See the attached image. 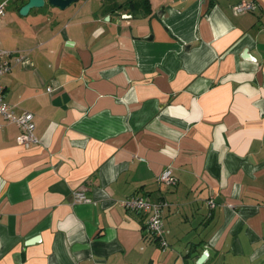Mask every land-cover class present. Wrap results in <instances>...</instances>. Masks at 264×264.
<instances>
[{
	"label": "crops",
	"instance_id": "1",
	"mask_svg": "<svg viewBox=\"0 0 264 264\" xmlns=\"http://www.w3.org/2000/svg\"><path fill=\"white\" fill-rule=\"evenodd\" d=\"M108 1L0 18L39 141L0 116V264H264V0ZM133 196L169 204L165 249Z\"/></svg>",
	"mask_w": 264,
	"mask_h": 264
},
{
	"label": "built area",
	"instance_id": "2",
	"mask_svg": "<svg viewBox=\"0 0 264 264\" xmlns=\"http://www.w3.org/2000/svg\"><path fill=\"white\" fill-rule=\"evenodd\" d=\"M10 0H4L0 4V18L5 15L6 8ZM255 9V3L250 0H243L241 3L233 7L235 15H245L251 13ZM122 20L132 19V15L122 14ZM15 61L17 64L26 65L28 59L20 51H6L0 49V116L6 121L14 123L21 131L19 136V144L25 148H30L32 145L38 144V139L35 135L36 124L34 114L24 112L17 114L13 107L6 101L5 87L2 84V78L8 74ZM48 92H52L48 88ZM160 184L174 187L178 184V179L174 175L172 167L166 168L159 176ZM74 203H91V199L84 191L74 193ZM210 207L215 208V203L210 201ZM169 204L165 200L153 201L148 197L133 196L122 201V207L128 211L146 216L145 232L147 236L156 241L163 249L168 247L166 241V230L164 224V212Z\"/></svg>",
	"mask_w": 264,
	"mask_h": 264
},
{
	"label": "rangeland",
	"instance_id": "3",
	"mask_svg": "<svg viewBox=\"0 0 264 264\" xmlns=\"http://www.w3.org/2000/svg\"><path fill=\"white\" fill-rule=\"evenodd\" d=\"M4 0H0V4L1 2H3ZM24 1H28V0H24ZM119 3H125L127 0H116ZM106 0H79L77 3H74L72 6H70V8L68 9H75V8H82V7H87L90 11L92 12H101L102 11V6L104 4H106ZM22 5V0H10L8 3V6L6 8L5 14L6 15H16L19 19H26L28 17H30L29 15L27 16H21L20 12L18 11V8ZM58 10V8H54L52 7L49 3L46 4V6L44 8L39 9L40 11H42L44 14L49 13L52 10ZM36 9H33L31 11V15H33L34 13H36ZM5 17H3L2 19H4Z\"/></svg>",
	"mask_w": 264,
	"mask_h": 264
},
{
	"label": "water",
	"instance_id": "4",
	"mask_svg": "<svg viewBox=\"0 0 264 264\" xmlns=\"http://www.w3.org/2000/svg\"><path fill=\"white\" fill-rule=\"evenodd\" d=\"M78 1L79 0H28L27 3L20 9V15L27 16L33 9L44 8L47 3L54 8L66 10ZM107 20H109V18H107Z\"/></svg>",
	"mask_w": 264,
	"mask_h": 264
},
{
	"label": "trees",
	"instance_id": "5",
	"mask_svg": "<svg viewBox=\"0 0 264 264\" xmlns=\"http://www.w3.org/2000/svg\"><path fill=\"white\" fill-rule=\"evenodd\" d=\"M106 4L103 6L106 8L108 6L109 1L106 0ZM27 3V1L22 0V5L18 8V11ZM126 7L130 9L133 13L143 12L144 14H149L150 12V2L149 0H131ZM122 8V7H118Z\"/></svg>",
	"mask_w": 264,
	"mask_h": 264
}]
</instances>
